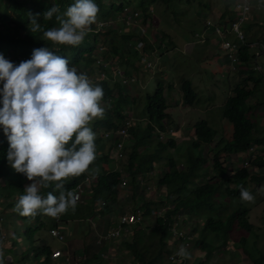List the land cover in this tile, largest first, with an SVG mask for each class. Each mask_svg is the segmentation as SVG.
<instances>
[{"label": "trees", "instance_id": "trees-1", "mask_svg": "<svg viewBox=\"0 0 264 264\" xmlns=\"http://www.w3.org/2000/svg\"><path fill=\"white\" fill-rule=\"evenodd\" d=\"M136 1V5L143 13V24L150 21L148 19L150 15L147 12L150 4L159 1L167 8H172L174 5L178 6V0ZM53 2L59 5L62 13L67 5L72 3V0H0V53H2L6 59L14 64H18L20 61L30 58L33 48L41 46H49L50 50L54 51L55 54L67 57L70 66H76L79 65V63L89 64L92 62V59L94 60L93 55L95 58L101 57L105 63L116 58L115 69L119 70L120 68L125 74L133 72L132 74L134 75H138L139 71L138 80L139 82L141 80L144 81V85H146L148 79L147 73L149 71L145 69L140 73V69L142 68L139 62L140 53L138 55L137 50H133L132 47H130L133 43L132 40L135 37L136 31L140 30V26L136 23H129L126 25L125 16L131 11L124 12V10L131 4V0H96L99 8L97 16L104 19V30L99 29L96 32L89 30L75 52L71 46L57 45L50 41H45L40 38L41 32L32 33L29 30L28 16L37 13L40 14L37 16V20L42 24L43 28L58 26L55 17L44 20L42 15L46 8L51 6ZM225 14L226 13H222L221 17ZM133 16L135 15L132 13L131 19ZM250 23L251 22L246 23V25L249 26L247 29L248 31L253 25L258 24L255 23L250 25ZM259 23L264 24L262 21H259ZM225 28H228L226 23L225 26H221L222 30ZM245 30L246 29L243 30V42L237 49L238 58L241 63L238 68L241 78L233 87L231 94L225 99L222 110V116L228 120L232 126L231 136H228L215 153H212V149L207 150V152H211L210 160L208 159L209 153L196 149L200 144H210L217 134L216 130L210 126L206 119L201 118L193 124L194 134L192 135H194L195 139H190L192 140L191 142L178 146L176 140L173 138H159L160 134L166 130L165 119L166 122L169 120V114L166 112L169 106L166 89L169 90V86H163L159 78H156L152 93H146L144 95V104L140 107L145 114V125H140L139 123V126L136 125L129 128L133 143L131 146L126 145L124 148V152L127 148L130 149V151L123 169L111 167L110 169H103V172L96 175L93 179L95 183L91 199H89L90 203L95 202L97 198L103 196V198L109 199L112 205H115L114 203H117V198L122 189L126 192H130V199H133L137 195H135V192L139 189L142 201L139 208L142 210L145 218L152 217L150 221L152 220L154 225L151 223L153 227L151 229L153 232L156 231L158 235L159 247L156 252H153L150 261L145 263V259L143 258L144 253L143 250H141L144 249L142 239L139 238L138 240L137 236H133V238H136L130 243H126V246L128 245L127 248L133 249V257L136 262H141V264H153L151 262H156L159 256H163L162 254L167 251L165 246L166 238L170 236V225L177 215L183 216V214H187L188 216L192 215L196 217L193 221L194 225L192 230L197 232V236L194 237L191 242L194 247L205 253L204 264L210 260L211 257H214L213 255L216 249V246H214V243H212L209 238L211 240H215V238L219 239L220 244L224 245L225 239L230 235V231L234 227L244 230L247 234L251 233L254 235L256 233L255 227L248 220V206L246 207L245 204L234 203L236 207L228 212L225 217L221 218L215 216L218 214L217 206L221 205L222 201L219 198L223 193H225V195L228 194L229 198L232 200V197L240 196V189L242 187L244 188L248 182H260L264 178L253 169H248L247 167H241L235 173L229 174V178H222L220 176L222 173L227 172L225 166L229 163L231 164V160H228L229 157L244 152L251 145L262 146L264 149V132L261 135H255L259 133L260 130L257 127L258 121L254 118L252 111L253 108H257V105L260 107L264 106V99L256 100L259 94L264 95V69L258 70L257 67L263 68V65L261 63L257 65L256 61H252L255 55L251 52L248 45L250 42L257 40L249 38ZM162 36L163 34L155 36V39L153 37L154 41L152 42L146 39L142 50L145 51V53L155 51V48L163 44V40H161ZM157 41H160V44L156 46L154 43ZM98 45L103 46L104 49L102 48L100 52H95ZM165 50L168 51L169 49L166 48ZM165 50L164 48L162 49V51ZM105 53H109L111 56L107 57ZM251 62L252 65L250 64ZM105 73L110 76L107 68L105 69ZM154 76L156 77L155 74ZM136 78H138V76H136ZM107 80L108 79H103L96 83L100 84L104 90V96L100 102L101 105L102 103L109 104L108 108H104L106 111V113L103 114L104 118L97 121L96 125L106 124L108 128H116L124 120V115L126 114L125 108L130 106L132 101L136 100L139 93L138 91L136 95L130 93L127 87L121 83L120 79L112 83ZM249 82L252 83V86H249ZM180 90L182 93V103L185 105H192L196 99V93L192 87L191 81L189 79H182L180 82ZM251 98L255 99L254 104L248 102ZM115 120L118 122L115 123ZM101 139V136L95 137L94 143L96 148ZM7 147L8 142L6 136L0 132V199L7 198L9 201V199L18 198L19 195L23 193L22 184L28 179L24 174L15 172L6 162L5 153ZM170 148L177 149L176 157H174L172 153H169ZM221 153L224 155H220ZM104 158L105 154L97 155L95 153V159L91 164H96L98 160ZM160 161L161 164L165 166V171L158 176L155 183V187L157 188L154 193L150 195V198L146 199L147 197L144 193L151 186L148 187V181H142V179H145L147 174L155 169L154 163H159ZM208 161L211 162V169L214 174L205 178V175H200L199 171L200 167L207 164ZM250 166L264 167V157L260 156L254 158L250 161ZM87 172L86 169L79 176L65 179L64 188L70 190L87 174ZM125 175L129 183L125 182L124 185L127 183V185H129L128 188H126L127 185H121V181L125 178ZM196 176H199L202 181L198 186L194 185ZM230 184H235L237 188L231 187ZM160 189H164L165 195L162 193L160 194ZM49 191H52L51 183L48 188L40 186L39 192L42 196L46 195ZM13 203H15L13 206L14 214L17 217L18 214L15 213V211L18 210L16 208V202ZM13 203L10 201L9 203H1V205L6 207V211L4 214L0 210V236L8 232L7 226L10 230L13 225V223H11V225L8 223V217L11 211H7L12 207ZM108 206L109 203H107L104 208ZM161 209L164 210L162 211ZM73 210L74 212L70 214L71 217L74 216L77 210L90 211V205L76 204ZM154 210H157L159 213L157 211L152 213ZM41 213L42 212L37 210L35 215H23L21 217L25 226L24 234L33 235V241L36 242L39 241L37 236L35 237L36 232L45 227L43 223L37 224ZM199 220L203 221L200 228L198 223ZM32 221L34 224H30ZM182 221L184 220L182 219ZM53 224L52 222L51 226ZM30 226L32 229H30ZM138 228L140 227L134 230L136 231ZM136 233L137 232H135V234ZM14 235L16 236L15 242L17 244L19 239L18 228L14 227ZM150 236L148 238H151L153 234L151 237ZM254 238L252 241L253 247H255L256 243ZM6 241H8V239H6ZM237 241V246L234 248H238L242 258L240 261L236 262L237 264H264L262 256L251 258L249 254L250 251L247 247L248 241L245 236H241ZM9 249L10 247H7V252L3 254V257L7 259V264H20L21 256L24 261L29 257V251L18 253V245L14 249V254L9 253ZM8 253L11 257H9ZM39 254H42L43 257L42 264H50L52 249L46 239H42L41 243L37 244V247L32 251L31 257H35L34 260H37L36 257H38ZM233 254L236 253L233 252ZM95 258H98L97 254Z\"/></svg>", "mask_w": 264, "mask_h": 264}, {"label": "rangeland", "instance_id": "rangeland-1", "mask_svg": "<svg viewBox=\"0 0 264 264\" xmlns=\"http://www.w3.org/2000/svg\"><path fill=\"white\" fill-rule=\"evenodd\" d=\"M246 1H251L250 17L246 22L240 25V29H246L245 33L247 36H249V38L262 40L263 44L261 43V50H264V24L259 23V21H262L264 23V0ZM136 2V0H131V4L124 10V12L131 11L132 13H138L137 16H133L130 23H136L138 25L140 24V28L142 29L141 31H144L145 28V37L148 38L150 42L154 41L153 37L155 39V36H160L161 34H163L161 38V40H163V44L162 46H158L157 48H155V51H149V53L146 52L144 54L148 58L147 60L145 59L146 64L152 65V67H149L150 69L147 73L148 79L146 81V85H144V81L142 80L140 82L138 80L131 83L130 85H126L127 90L130 93L136 95V92L138 91L139 95L138 97H136V100L132 101V104H130V106L125 108L126 114L124 115V120L127 119L126 122L129 121V124L131 123L130 127L136 125L139 126V123L140 125H145V114L144 112H142L140 107H142L144 104V95L146 93H152L155 86V79L159 78L163 86H169V90L166 89L167 100L169 103L166 112L169 114V120H167L166 122L165 119L164 121L166 130L163 136L175 139L178 146L191 142L192 140L190 139H195L194 135H192L194 134L193 124L197 120L203 118L209 122L210 126L216 130L217 134L214 137L213 141L210 142V144H200L196 149L203 152H207V150L212 149V153H215L219 146H222L221 144L224 143L228 136H231L232 126L230 122L222 116V110L225 99L228 95L231 94L233 87L240 81L241 74L238 71V68L235 67L234 70L232 69L233 62L226 56L225 51L219 48L221 46L220 44H217L218 40L213 39L217 37L215 32H213L214 26L205 31V21L211 20L214 23V21L218 22L219 20L220 23L225 26L226 21H231L233 19L237 20L235 10L231 9L232 0H178V6L174 5L172 6V8H167L161 2L156 1L150 4V6L148 7L147 12L150 15L148 19L150 21L144 24L142 23L143 13L136 5ZM232 12L234 13L233 15ZM222 13L226 14L221 17ZM96 20L99 21V19ZM247 22H251L250 25L255 23L258 24L253 25L248 31L247 29L249 26L246 25ZM227 27L228 32L226 33L224 38L227 40H231L235 38V32L232 30L231 25ZM197 33L199 34L198 36H196ZM157 44H160V41L154 43V45L156 46ZM163 48L164 50L166 48H168L169 50L162 51ZM258 55L259 56L255 54V57L252 59V61L261 63L264 69V52H260L258 53ZM105 56L109 57L111 56V54L105 53ZM112 61L113 64L108 71L110 76L106 75V77L109 78L107 81H109L110 83L119 79L118 75H114V73L118 74L119 71L115 70L113 72V69L115 68L116 58H113ZM250 64L252 65V62ZM141 65L142 68L140 69V73L141 71L146 69V67L142 63ZM90 68L91 65L84 64L82 65V68L77 72L84 73V70H89ZM95 73V69L92 72H86V74L92 75H95ZM154 74L156 75V77L154 76ZM137 76L139 79V71ZM182 79H189L196 93V99L192 105H185L184 103H182V93L180 90V82ZM248 84L249 86H252L251 82H249ZM262 99H264V95L259 94L256 100ZM248 102L254 104L255 99L251 98ZM102 106H104V108H108L109 104L102 103ZM252 111L254 114V118L258 121L257 127L260 130V132L256 133L255 135H261L264 132V106L260 107L257 105V108H253ZM104 113H106L105 110ZM103 118V115L102 117L94 118L89 124V126L95 133V137L101 136L102 138L101 141H99L100 143L97 145L98 147L96 148V154H105L104 159H100L97 161L98 163L88 166L87 173L93 175V178L96 175L102 173L103 169H110V167L123 169V166L126 163V158L130 151V149L127 148L124 152V156L120 160L116 159L113 151V141L118 138L115 131L117 128V130L119 131V129H121L119 127L122 124L116 128H108L106 124L96 125V122ZM117 122L118 121L115 120V123ZM123 141L125 147L126 143L127 146L132 145L133 138L130 136V133L129 136L127 135L125 138H123ZM250 147L255 148L257 147V145H251L248 148ZM245 151L233 157H229L228 160H231V164L229 163L225 166V170L227 172L220 175L222 178H229V174H232L231 170H234L233 173H235L239 168L244 167L245 162L248 160V157L245 155ZM169 153H172V155L176 157L177 149L170 148ZM207 153H209L208 159L210 160L211 152ZM220 155L223 156L224 154L221 153ZM260 156L264 157V149L262 146H258L256 150V158ZM161 161L159 163H154L155 169L147 174L145 179H142V181H148V187L151 186L144 193V195L147 197L146 199L150 198V195L154 193L155 189L157 188L155 187L156 180L158 179V176H160V174L165 171V166L161 164ZM211 166V162L208 161L207 164L200 167V175H205V178L212 176L214 172L212 171ZM256 167L258 169L256 173L264 177V167ZM247 168L249 169L251 168V166ZM125 178L126 182L129 183V181H127L126 175ZM201 182V178L199 176H196L194 185L198 186ZM28 183H31V181L23 182V190L25 185ZM230 185L233 188L235 187V189L237 188L235 184ZM128 187L129 185H127L126 188ZM244 188L253 195L252 201H242L240 199V196H234L231 200L228 194L225 195V193H223L219 198L222 201L221 205L217 206L218 214H216L215 216H219L221 218L225 217L228 212L236 207L234 203L245 204L246 207L248 206V220L256 229V233L254 234L255 238L251 233L247 234V232H244V230L237 229L235 227L230 231V235L225 239L224 245L220 244L219 239L215 238V240H211L209 238V240L214 243V246H216V249L215 254L213 255L214 257H211L210 260L205 262V264H237L236 262L240 261L242 258L238 248L234 247L237 246V240L241 236H245L246 240L248 241L247 247L250 251L249 254L251 258L262 256V258L264 259V178L260 182H248ZM159 192L160 194L162 193L165 195L164 189H160ZM135 195L136 196L133 199H130V192H126L124 189H122L120 191V195L117 198V203H114L115 205H112L109 199L103 198V196H101L100 198H97L95 202L90 203V211L77 210V212L74 213V216L71 217L70 214L74 212V210L72 208L66 210L63 213V218H65V221L63 222V229L65 231L63 233L64 243L66 244L70 241V239H75V237L78 238V244L79 242L91 243L95 241L96 236L101 237L102 233H104L110 226L113 225V222L119 212H131V210H133L135 207L142 204L139 189L136 190ZM87 196L90 197V195ZM102 202H105V204L101 205ZM1 203H9V201L7 198L0 199V210L5 214L6 207L1 205ZM85 203H83L82 205H84ZM107 203H109V206L107 208H104ZM14 204L15 203H13L12 207L7 210L11 211L8 217V223L10 225L11 223H13V225L11 226L10 230L7 226L8 232L2 234L3 238L0 242V252L3 251L1 255L2 258H0L1 264H7V260L5 262V259L3 257V254L7 252V247H10L8 252L11 254H14V249L17 247V245L18 253L29 251V257L26 261H24L21 256L20 264H42V254H39V256L36 257L37 260H34L35 257H31L33 249L37 247V244L41 243L42 239H46L47 241H49L52 251L55 250V247L56 249H63L64 244L56 240L53 241L48 234L47 228L51 224V219L49 217L44 218L43 216H41L38 218L37 224H45V227L37 231L35 234V237L37 236V239L39 241H33V235L24 234L25 226L21 218L23 214H21V212L17 210L15 211V213L18 214V216H15L13 210ZM161 210L163 211L164 209ZM181 217L184 221H181L178 218H174V220L172 221L174 222L175 220H177L181 222L179 224V228H176L175 236L170 235L166 238L165 248L167 251L162 254L163 256H157L158 260L156 262L151 263L204 264L203 261H205V253L200 249L194 247L191 242L193 238L197 236V232L195 230H192V227L194 225L193 221L196 219V217L192 215L188 216L187 214H183V216ZM150 219H152V217L145 218V220L139 226L140 228H138L136 231L134 229L137 228L139 224L134 228L132 226V232L130 236L119 238L112 242L108 247V249L110 250L109 253L110 256L114 255V257H116L117 259L115 260L112 257V259L103 260L102 264H141V262H131L130 258L132 257L131 255H133V249L127 248L128 245L126 246V243L130 242L125 241H130L131 239V241H133V239L136 238H133V236H137L138 240L139 238L142 239V243L144 244V249H141L144 253L143 258L145 259V263L149 262L152 258L153 252H156L159 247L157 239L158 235L156 231L153 232V230L151 229L153 228L151 223H153L154 225V222L152 220L150 221ZM94 223L95 226H93ZM198 223L200 228V225L203 224V221L199 220ZM30 224H34V222H30ZM70 226H72L73 231H76V234H74L75 236L67 234L69 233L68 231H71ZM14 227L18 228L19 231V239L17 244L15 242L16 236L14 235ZM30 229H32L31 226ZM135 232L137 233L135 234ZM182 235H185L187 237L183 239ZM149 236L151 238H148ZM253 238L256 242L255 247L252 246ZM5 239H8V241H6ZM180 246H183L187 249V251L190 253L189 258L186 259L184 257H179L176 255V252ZM92 249L95 248L93 247ZM69 251L72 253V258L69 264H99L95 262L96 258L94 255H96L97 252L90 256V258H86V255H83L81 252H79L80 255H77V252H72L73 249L69 248ZM233 252H235L236 254H233ZM9 253L8 255L9 257H11ZM168 256H173V260H168ZM50 264L62 263L59 259L53 258Z\"/></svg>", "mask_w": 264, "mask_h": 264}, {"label": "clouds", "instance_id": "clouds-1", "mask_svg": "<svg viewBox=\"0 0 264 264\" xmlns=\"http://www.w3.org/2000/svg\"><path fill=\"white\" fill-rule=\"evenodd\" d=\"M236 1L232 0L231 9L233 10H235ZM250 9L251 1L248 16L244 22L250 17ZM98 11L96 0H72V3L68 4L62 13L59 5L53 2L42 15L44 20L55 17L58 26L43 28L37 20V16L40 15L37 13L28 16L29 30L32 33L41 32L40 38L45 41L71 46L75 52L89 30L93 32L99 29L104 30L105 22L103 18L97 16ZM232 14L234 13L232 12ZM234 21L233 19L225 23L227 26H232ZM212 26H214L213 32L217 36L213 39H217V44H220V39H225L224 36L228 30L227 28L221 29V34H219L215 30L216 27L220 29L222 26L219 20L214 23L211 20L205 21V31ZM141 30L140 28L136 31L131 47L133 50H137L138 55L140 53L139 62L149 70L152 65L146 64L148 58L144 55L145 51L142 50L148 38L145 37V28L144 31ZM198 35L197 33L196 36ZM138 41L142 42L139 46H137ZM102 48L104 49L103 46L98 45L95 52H100ZM249 49L253 51V54L256 51L254 48ZM236 56L238 58V52ZM93 58L94 60L92 59V62L89 63L91 68L82 73L77 71L84 64L70 66L67 57L55 54L49 46L33 48L30 58L22 60L18 64L9 61L0 53V132L6 136L8 142L5 159L15 172L24 174L27 181H31L25 185L23 193L18 198L9 199V201L16 202V208L23 215H35L39 210L42 212L39 217H49L51 224L54 223L47 228L50 238L64 245L63 233L65 231L62 225L65 218H63V213L70 208L74 209L76 204L81 205L85 201V205H91L89 199L93 193L95 183L93 179L96 177L93 178L90 173L86 174L91 176V189L79 200L78 195L71 191L79 181L70 190L64 188L65 179L79 176L95 159V133L89 124L94 118L102 117L104 113V107L100 103L104 96V90L100 84L96 83L103 79H109L106 77L105 69L107 68L109 71L113 61L111 59L105 63L101 57L95 58L93 55ZM240 65L238 58V63L234 67L232 66V69L239 68ZM94 69L95 75L86 74ZM261 69L263 68L258 70ZM115 70L118 69L114 68L113 72ZM118 71L119 73H114V75H118L123 85H130L138 81L137 75L132 72L125 74L120 68ZM102 74L103 76H101ZM126 120L121 122L122 125L120 124L119 128L126 126ZM130 126L131 123L128 125V136ZM117 129L115 133L118 136ZM163 134L164 132L160 134L159 138L165 137ZM257 148L258 146L255 147L256 150ZM231 171L234 172V170ZM50 183L52 191L42 196L39 192L40 186L48 188ZM239 195L242 201L253 200V195L243 187L240 189ZM104 204L105 202L101 203V205ZM58 215L59 220H55ZM52 227H57L60 230L61 239L50 233ZM98 238L99 236H96L95 242L101 247V251L97 253L98 258L95 259V262L112 259V257L116 260L114 255L110 256L108 247L117 239L99 243L97 242ZM131 240L125 242H131ZM56 251L59 253L58 256L53 255ZM2 253L3 251L0 252V257H2ZM71 254L66 249L61 250L55 247L51 257L59 259L62 264H69L72 258ZM176 255L186 259L190 257V253L183 246L178 248ZM94 256L96 257V255ZM131 256V262L135 261L133 255ZM4 259L7 260L5 257Z\"/></svg>", "mask_w": 264, "mask_h": 264}, {"label": "built area", "instance_id": "built-area-1", "mask_svg": "<svg viewBox=\"0 0 264 264\" xmlns=\"http://www.w3.org/2000/svg\"><path fill=\"white\" fill-rule=\"evenodd\" d=\"M250 8V1L246 0H238L234 4V9L236 10V18L232 23V30L235 32V38L231 40L227 39H220V48L225 51L227 57L233 62V67L235 64L238 63V58L236 56L237 49L239 45L243 42L244 39V32L240 29V25L244 22V20L248 16ZM131 12H128L126 14V24H129L131 21ZM133 15H137V13H133ZM216 32L221 34V28L218 27L215 28ZM263 42H250L248 47L254 48L256 51L254 54L258 55L260 52H264V50H261V46ZM142 42L138 41L137 46L141 45ZM257 69H260L258 66ZM103 76V74L101 75ZM126 126L122 127L117 131L118 138L114 142V153L116 158L120 159L123 157V149H124V141L123 138H125L128 135V125L129 121H127ZM245 155L248 157V160L245 162L244 167L250 166V161H252L254 158H256V149L254 147H250L245 151ZM251 169H253L255 172L258 171L256 166H252ZM126 182V179L123 178L121 181V185H124ZM92 185L91 176L85 175L77 184L76 186L71 190L73 193L78 195V198L80 199L82 195L87 194L90 192ZM164 198V197H163ZM155 211H152L154 213ZM59 215L55 218V220H59ZM175 218H178L182 221V217L180 215H177ZM145 220V217L143 216L142 210L139 208V206L135 207L131 212H119L113 222V225L110 226L104 233H102V236L98 238L97 242L101 243L102 241H112L119 238L128 237L131 235L132 232V226L133 228L137 226L138 224H141ZM180 221V222H181ZM179 221L175 220L170 225V235L175 236L176 234V228H179ZM50 233L56 236L58 239L62 238V234L60 230L57 227H52L50 229ZM187 236L182 235V238L185 239ZM3 236H0V239H2ZM54 256H58L59 253L56 251ZM173 256H169V259L172 261Z\"/></svg>", "mask_w": 264, "mask_h": 264}, {"label": "crops", "instance_id": "crops-1", "mask_svg": "<svg viewBox=\"0 0 264 264\" xmlns=\"http://www.w3.org/2000/svg\"><path fill=\"white\" fill-rule=\"evenodd\" d=\"M64 227V225H62ZM71 227V231H68L69 233L67 234H70L72 236H75L74 234H76L75 232L76 231H73V228L72 226ZM88 232V231H87ZM86 232V233H87ZM77 237H75V239L71 240L69 242H67L64 246H63V249H66L68 252L69 251V248L70 249H73L72 252H77L78 254L77 255H80L79 252H81L83 255H86L85 257L86 258H90V256H92L95 252H100L101 251V247L96 245V242L93 241L91 243H84V242H79L78 244V238L76 239ZM95 248V249H92V248ZM103 260H99V264H102Z\"/></svg>", "mask_w": 264, "mask_h": 264}, {"label": "bare ground", "instance_id": "bare-ground-1", "mask_svg": "<svg viewBox=\"0 0 264 264\" xmlns=\"http://www.w3.org/2000/svg\"><path fill=\"white\" fill-rule=\"evenodd\" d=\"M232 3V2H231Z\"/></svg>", "mask_w": 264, "mask_h": 264}]
</instances>
